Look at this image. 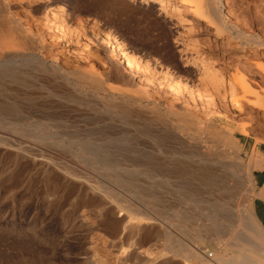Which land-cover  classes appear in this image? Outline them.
I'll return each instance as SVG.
<instances>
[{"label": "rangeland", "instance_id": "rangeland-1", "mask_svg": "<svg viewBox=\"0 0 264 264\" xmlns=\"http://www.w3.org/2000/svg\"><path fill=\"white\" fill-rule=\"evenodd\" d=\"M5 2L0 38L11 26L23 34L17 51L24 57L7 68L20 81L0 74V98L17 95L21 110L0 117V264H203L172 253L165 235L195 248V239L175 227L174 212L184 211L190 218L185 225L197 233V224L218 208L225 229L205 234L204 259L217 252L239 254L237 247L224 246L253 194L241 141L264 142V0H213L224 26L219 35L206 20L191 16L181 0L163 8L141 0ZM49 10L54 22L66 20L65 34L50 25ZM185 18L195 24L189 32ZM94 29L116 39L134 63L132 71L119 64L123 78L112 76L117 59L102 42L108 63L97 64L104 53L96 51ZM195 54L215 76L204 75ZM39 63L68 71L95 66L110 75L102 84L107 89L97 90L73 74L66 78L63 71H41ZM110 95L116 106L132 108L129 117L104 107ZM80 140L103 145L112 166L102 168L98 159L79 153ZM145 160L158 168L145 170ZM115 174L128 183L116 182ZM80 182L99 186L105 203L91 199ZM139 192L155 198H141ZM138 215L156 223L136 230ZM127 245L136 256H122ZM245 251L256 257L261 249ZM95 257L97 263L91 261Z\"/></svg>", "mask_w": 264, "mask_h": 264}, {"label": "bare ground", "instance_id": "bare-ground-1", "mask_svg": "<svg viewBox=\"0 0 264 264\" xmlns=\"http://www.w3.org/2000/svg\"><path fill=\"white\" fill-rule=\"evenodd\" d=\"M141 1H147L148 3H156V4H160V8H163V4H169L171 2V0H141ZM184 4L189 6V12L191 14V16L197 18V19H203L206 20V24L209 27H214L215 31L214 34L219 35L222 34L224 31V26L221 23V13H220V7L215 4V2H213V0H181ZM125 2V1H124ZM146 2V3H147ZM0 3H6L5 0H0ZM10 3V2H8ZM100 3V1H99ZM96 4V3H95ZM108 5V3H106ZM120 4V2H119ZM139 4V3H138ZM9 6V4H7ZM102 5V4H101ZM126 5V4H125ZM101 7V6H100ZM114 7V6H113ZM122 7V6H121ZM124 7V6H123ZM79 8V7H78ZM103 8V7H102ZM107 8V6H106ZM57 9V8H56ZM104 9V8H103ZM125 9V8H124ZM128 9V8H127ZM64 10V9H62ZM112 10V8H111ZM166 12V8L164 9ZM98 12V11H97ZM100 12V11H99ZM150 13V12H149ZM16 14V13H15ZM53 12H51V10H49L47 12L46 18L49 20L50 25H53L60 34H65L67 29H66V20L63 18L64 16H61L63 19H61L60 21L58 20L54 22L52 19L54 18L52 16ZM64 14V13H63ZM104 14V13H103ZM168 14V13H167ZM189 14V13H188ZM58 15V14H57ZM62 15V14H61ZM14 16V15H13ZM16 16V15H15ZM55 16V15H54ZM60 17V16H59ZM60 17V18H61ZM83 17V16H82ZM104 17V16H103ZM58 18V17H57ZM59 18V19H60ZM67 18V17H66ZM88 18V17H87ZM69 20V19H68ZM94 20V19H93ZM82 21V20H81ZM87 21V20H86ZM181 22V21H180ZM179 22V23H180ZM161 23V22H160ZM183 25L188 26V32L189 30H192V27L195 25L192 19H188L185 18L184 20H182ZM73 24V23H72ZM68 25V24H67ZM92 28H94V26H91ZM95 30V37L98 39V42L100 41V43H98V47L96 49V51L99 52H103V56L98 59L96 62L99 66L102 65H106L108 63V60H105V57H107V49H105L103 47V45L101 44L104 43L106 44V46L108 47L109 51L111 52V55L114 56V58L117 59V61L115 63H113V77H115L116 79L119 78H123L124 74L121 72L119 64L121 62H123V64L125 65L126 70H131L133 69V64L132 61L130 60V58L128 59V56H126V52L124 53L122 51V48L119 44V42L116 41V39L109 37L108 35L104 34L103 32H101L98 29H94ZM69 32V31H68ZM106 33V32H105ZM26 37V36H25ZM24 38L23 34H20L19 32H17L16 30H14V28L11 26L8 30L7 33L2 35V38H0V48L2 49V54L4 55V61L2 62L0 60V68H2V72H0V74L4 77V76H9L11 81H15L18 82L20 80L17 79V76L15 74L14 71H12L11 69H7L9 66L13 65L15 63V61L17 60L18 57H21L24 55H19L18 47L21 45V39ZM256 46H260V44H262L261 41H254ZM126 48V47H125ZM186 48V47H185ZM128 49V48H127ZM35 55V54H33ZM27 59H31V55L27 54ZM131 56V55H130ZM133 57H131L132 59ZM194 58V57H193ZM195 58L197 61H199V63H201V69L202 72L204 73V75H206V77L210 78L215 76L216 73H214V70L212 69L213 67L211 65H209L207 62L204 61L203 58H201L198 54H195ZM42 59V58H41ZM138 61V60H137ZM140 62V61H139ZM138 62V63H139ZM145 63V62H144ZM141 63H139L140 65ZM38 68L41 71H48V70H52L54 72H61L63 71L65 73V77L69 78V75H76L78 76L80 79L85 80L87 82H90L92 84L93 87H95L97 90H99V88H104L103 87V82H105V79L107 77H109L110 75L104 72L99 71V69H96L95 66L91 67L90 69H86V70H75V71H68V70H64L62 69V67L58 66L55 63H52L49 66H46L42 63H39ZM108 68V67H107ZM199 68V67H198ZM135 71V70H134ZM4 72V74H2ZM136 72V71H135ZM189 72V71H188ZM218 74V73H217ZM203 75V74H202ZM1 77V76H0ZM193 77V76H192ZM191 78V77H190ZM205 78V77H204ZM215 78V77H214ZM213 78V79H214ZM264 78V77H263ZM41 79V78H40ZM45 79V78H44ZM222 78H219V80H221ZM67 81V80H66ZM170 81L175 84V80L174 78H170ZM220 82V81H217ZM238 82V81H237ZM48 83V82H47ZM186 84V83H185ZM239 85V84H238ZM234 87V85H231ZM230 86V87H231ZM240 86L247 89L246 85L241 82ZM0 86V91L3 92L4 88ZM75 88V87H74ZM65 89V88H64ZM107 89V88H104ZM234 89V88H233ZM232 89V90H233ZM56 91V90H55ZM61 91V90H60ZM59 92V91H58ZM233 92V91H232ZM77 94V93H76ZM191 94V93H190ZM234 94V93H233ZM12 96V95H11ZM15 97L12 100H2L0 98V117H5L7 115H12V114H16L19 113L21 110L19 108V104H18V96L14 95ZM73 96V95H72ZM72 96H67V98L72 99ZM24 97V96H23ZM10 98V97H9ZM18 98V99H17ZM77 100V99H75ZM116 100V97L114 95H110L109 98H107L104 101V107L106 109H109L110 111H114L117 114H120L123 117H129L130 112L129 109L128 110V104L127 103H123L124 105L121 106H116L114 104ZM22 101V100H21ZM121 102V101H120ZM53 103V102H52ZM130 103V102H129ZM236 105V104H235ZM59 106V105H57ZM60 107V106H59ZM71 107V106H70ZM238 107V104H237ZM240 107V105H239ZM50 109V108H49ZM135 109V108H133ZM134 111V110H133ZM155 112H159L157 109H155ZM24 113V112H23ZM59 113V112H58ZM50 116V115H49ZM100 117V116H99ZM12 118V117H11ZM187 125V124H186ZM184 127V126H183ZM107 138V137H106ZM231 138V137H230ZM232 145L237 146L238 142L234 139H232L231 141ZM187 144V143H186ZM231 146V144H230ZM77 149L79 151V153H83L86 156L90 157L93 160H97L99 161V165L102 168H109L112 166V162L111 160L108 158L107 156V151L105 149V147L103 145H98L95 144V142H91L89 140H80L77 141ZM109 150V149H108ZM143 154V153H142ZM194 155V154H193ZM196 156H198V162L203 161V159L201 158V156L198 154H196ZM148 157V156H147ZM153 157V156H152ZM189 158V156H188ZM143 159V158H142ZM143 161V160H142ZM146 161V160H145ZM144 163V162H143ZM145 170H156V168H158V165L153 162L152 160H147L145 163ZM183 164H185L183 162ZM115 165V164H114ZM162 165V164H161ZM172 165V164H171ZM170 165V166H171ZM210 166V165H209ZM182 167V166H181ZM180 167V168H181ZM136 168V167H135ZM186 168V167H185ZM210 168V167H209ZM51 169V168H50ZM189 170H192L190 167H188ZM201 169V168H200ZM200 169H195V170H200ZM167 170V169H166ZM194 170V169H193ZM202 170V169H201ZM137 171H142V170H137ZM175 171V170H174ZM143 173L145 171H142ZM158 172V171H157ZM246 172V171H245ZM146 173V172H145ZM176 173V172H175ZM150 176L151 173H148ZM207 174V173H206ZM213 174V173H212ZM247 174V172H246ZM58 176V175H57ZM63 178V177H62ZM113 179L118 182V183H122V184H126L128 183L127 180L124 179V176L122 177L119 174H115ZM213 180V179H212ZM130 181V180H129ZM131 183V182H130ZM56 184V183H55ZM59 186V185H58ZM69 186V185H68ZM80 186L82 188V190L86 193H91L92 194V198L94 197L95 200L100 203H105L106 200V196L105 194L99 195V186H95V185H91L87 182H80ZM57 187V186H56ZM79 189V188H78ZM52 193V192H51ZM82 193V192H81ZM101 193V192H100ZM139 197L144 198L145 196H147L148 198H155L154 195H150V194H144L142 192H139ZM82 196V195H80ZM94 196V197H93ZM90 197V195H89ZM189 197V196H187ZM191 197V196H190ZM81 198V197H80ZM89 199V198H88ZM190 199V198H188ZM92 202V201H91ZM95 202V201H94ZM146 202V201H145ZM88 203V202H87ZM159 204V203H158ZM93 205V204H92ZM192 205V204H191ZM140 206V205H139ZM220 209V208H218ZM215 209V212L210 213L209 215H205L204 218L202 219L200 224L198 225L197 228V233H195V231H191L187 228V226L185 225V221H188L189 216L184 212V211H180L177 210L174 212L173 217L177 219V222L174 224L175 227L182 231L184 234L189 235L190 237H193L195 239V242L198 244V246H195V248H191L190 246H188L185 242H183L182 239L178 238L175 235H172L171 233H167L165 235L166 238V242L167 244L170 246V251L174 254H178V253H182L183 258L186 260V262H189L191 257L193 258H197L198 260L202 261L203 264H231V260L233 259L234 262L236 264H247L248 261H254L256 260V257H254L253 255L249 254L248 252L245 251L246 247L252 248V249H261L263 247V234L261 232V229L259 227V225L257 224V222L255 221V219L253 218V216L251 215L249 208L245 207L243 209L242 214L238 215L236 217L235 222L237 223L235 225V227L237 229H235L234 234L232 233V235L230 236V240L227 243L225 247V249L229 248V247H237L240 250V253L237 254L236 256H231V257H227V255L221 254V253H216L215 258L210 259V260H206L204 259V251H203V240L205 239V234H212V233H219L221 231H223L225 229V224H224V219L223 217L220 215V210ZM220 212V213H219ZM99 215V213L97 214ZM104 215V214H103ZM108 216V215H107ZM87 218V217H86ZM109 218V217H108ZM134 219H137V224L133 225L132 227L135 228L136 230L138 229H144L147 226L149 227L150 225H153L156 223V220L148 215H138V217H133ZM190 219V218H189ZM195 220V219H194ZM108 221V220H107ZM86 222H88V220H86ZM105 222V221H104ZM82 223V222H80ZM165 223V222H164ZM196 223V222H195ZM199 223V222H197ZM99 225V222L97 223ZM102 224V223H101ZM81 225V224H80ZM83 225V224H82ZM105 225V224H104ZM169 226V225H168ZM81 227V226H79ZM147 227V228H148ZM67 228V227H66ZM108 228V227H107ZM192 228V227H191ZM75 229V228H74ZM114 229V228H113ZM149 229V228H148ZM147 229V230H148ZM229 229V228H226ZM112 230V229H111ZM173 230V229H172ZM78 231V230H77ZM106 231V230H105ZM141 231V230H140ZM146 231V230H145ZM144 231V233H145ZM156 231V230H155ZM224 232V231H223ZM72 233V232H71ZM143 233V232H142ZM101 235V234H100ZM226 235V234H225ZM83 236V235H82ZM149 236V235H148ZM158 236V235H157ZM84 238V237H83ZM217 244H219V246L223 245V241L221 238L215 237ZM149 240V239H148ZM91 241V240H90ZM112 242V241H111ZM98 243V241H97ZM114 243V242H113ZM108 244V243H107ZM109 246V245H108ZM114 246V245H111ZM139 249V248H138ZM124 251V250H123ZM109 252V251H108ZM115 252V251H114ZM121 254V253H120ZM123 254V253H122ZM127 255H133L136 256V252H132V245H127L126 247V251H125V255L122 256H127ZM209 256V253H208ZM212 256V253H211ZM117 258V256H116ZM105 259V258H104ZM120 259L122 260L123 257H120ZM91 260V259H90ZM101 260V259H100ZM95 263H97L98 258H93V260H91ZM90 261V262H91ZM113 261V260H112ZM111 261V262H112ZM100 262V261H99ZM98 262V263H99ZM102 262V261H101ZM100 262V264H101ZM115 262V259H114ZM97 263V264H98ZM105 263V262H104ZM109 263V262H107ZM120 263V261H119ZM173 263V262H172ZM191 263V262H190ZM126 264V263H125Z\"/></svg>", "mask_w": 264, "mask_h": 264}, {"label": "crops", "instance_id": "crops-1", "mask_svg": "<svg viewBox=\"0 0 264 264\" xmlns=\"http://www.w3.org/2000/svg\"><path fill=\"white\" fill-rule=\"evenodd\" d=\"M241 145L245 149L246 160L250 167L253 190L249 211L261 229L264 242V142L258 143L250 137L241 141ZM231 264H236L233 259ZM247 264H264V246L256 253V260L248 261Z\"/></svg>", "mask_w": 264, "mask_h": 264}, {"label": "built area", "instance_id": "built-area-1", "mask_svg": "<svg viewBox=\"0 0 264 264\" xmlns=\"http://www.w3.org/2000/svg\"><path fill=\"white\" fill-rule=\"evenodd\" d=\"M209 256H211V253H209Z\"/></svg>", "mask_w": 264, "mask_h": 264}]
</instances>
